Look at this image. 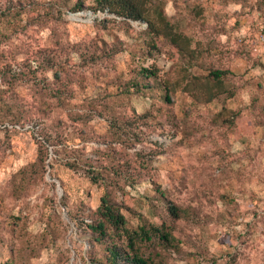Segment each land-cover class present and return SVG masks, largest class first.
I'll return each mask as SVG.
<instances>
[{"label":"rangeland","instance_id":"374dc122","mask_svg":"<svg viewBox=\"0 0 264 264\" xmlns=\"http://www.w3.org/2000/svg\"><path fill=\"white\" fill-rule=\"evenodd\" d=\"M94 8L0 0V264H95L85 226L106 188L129 229L175 237L142 245L154 264H264V0H151L148 22ZM163 23L186 54L149 31ZM141 68L156 83L138 93ZM215 70L224 93L204 103ZM46 138L82 149L107 186Z\"/></svg>","mask_w":264,"mask_h":264},{"label":"trees","instance_id":"16d2710c","mask_svg":"<svg viewBox=\"0 0 264 264\" xmlns=\"http://www.w3.org/2000/svg\"><path fill=\"white\" fill-rule=\"evenodd\" d=\"M151 0H97V7L95 10L107 9L108 13L116 17L123 18L130 21H146V10L143 8L145 3ZM81 2L75 3L70 7L73 12L81 11ZM149 31L158 37L166 38L170 44L178 49L182 55L190 50L189 40L183 38L182 35L173 32L172 27L167 23H163L161 29L149 26ZM48 63H46V66ZM228 72L215 70L210 72V83L207 87L202 89L204 94V103H210L219 95L223 94L224 90H220L222 86V79ZM141 79L152 81L149 83H142L141 81H133L131 85L138 93L142 91L152 90L156 83V73L147 68H141L138 72V77ZM218 85V86H217ZM128 86V84H127ZM156 86V85H155ZM128 91V88H127ZM164 100L169 102L168 89H164ZM20 119L16 121L19 122ZM45 142L50 146H59L60 151L65 158L64 165L70 169H82L91 183L96 185L107 186L108 174L103 175V169H94L91 160L84 158L82 149L74 148L68 144L66 139H58L53 142L51 138H46ZM96 170V171H95ZM110 183L116 186V181L110 179ZM158 202H160L170 217L179 220L183 216V211L170 203L162 192H159ZM128 210L124 207L122 202H116L112 199L111 190L105 189L104 194L99 199V206L96 210V217L92 219L90 224L85 227L90 235V243L93 246L102 247V255L99 259L90 258V261L95 264H154L142 254V248L146 242L151 244L159 242L163 247H174V242H177L175 237L171 235L168 229L157 228L153 225L140 226L137 229H129L127 221L122 214V209ZM129 212L131 210H128ZM73 220V219H72Z\"/></svg>","mask_w":264,"mask_h":264}]
</instances>
